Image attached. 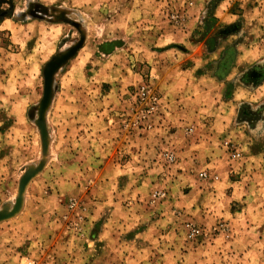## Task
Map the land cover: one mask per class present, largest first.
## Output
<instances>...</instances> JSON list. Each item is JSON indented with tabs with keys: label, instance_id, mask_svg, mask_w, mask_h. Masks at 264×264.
<instances>
[{
	"label": "rangeland",
	"instance_id": "obj_1",
	"mask_svg": "<svg viewBox=\"0 0 264 264\" xmlns=\"http://www.w3.org/2000/svg\"><path fill=\"white\" fill-rule=\"evenodd\" d=\"M0 215V264H264V0H0Z\"/></svg>",
	"mask_w": 264,
	"mask_h": 264
},
{
	"label": "built area",
	"instance_id": "obj_2",
	"mask_svg": "<svg viewBox=\"0 0 264 264\" xmlns=\"http://www.w3.org/2000/svg\"><path fill=\"white\" fill-rule=\"evenodd\" d=\"M148 89L149 86L147 85L140 86V93L138 95L142 101L146 102V112L148 114H153L157 110V105L159 104L160 100L153 91H148ZM139 120L140 117L136 118L135 122L137 123ZM172 157L173 156L170 155L168 156V159L171 160ZM161 195L163 194L160 191H153L150 196V201L158 199ZM86 212L87 210L82 203L77 202L73 198H69L66 200L64 211L59 216L55 217V221L63 226V230L69 231L80 238L82 235H84L86 219H88ZM185 227L191 234L199 233V231L192 228L190 224L186 223ZM53 262H56L55 258L51 257V259H49V261L45 262L44 264H53ZM24 264H34V262L32 260H27Z\"/></svg>",
	"mask_w": 264,
	"mask_h": 264
},
{
	"label": "water",
	"instance_id": "obj_3",
	"mask_svg": "<svg viewBox=\"0 0 264 264\" xmlns=\"http://www.w3.org/2000/svg\"><path fill=\"white\" fill-rule=\"evenodd\" d=\"M51 72L52 71H49L48 70V73L45 75V82H44V98H43V102H42V105H45L48 98H49V95H50V90H51ZM27 183V179L25 178L24 180H22L21 182V189L23 190L24 186L26 185ZM3 219V216L0 215V220Z\"/></svg>",
	"mask_w": 264,
	"mask_h": 264
},
{
	"label": "bare ground",
	"instance_id": "obj_4",
	"mask_svg": "<svg viewBox=\"0 0 264 264\" xmlns=\"http://www.w3.org/2000/svg\"><path fill=\"white\" fill-rule=\"evenodd\" d=\"M47 73H48V72H47ZM47 73H46V74H47ZM26 184H27V183H26ZM25 186H26V185H25ZM25 186H24V187H25Z\"/></svg>",
	"mask_w": 264,
	"mask_h": 264
}]
</instances>
